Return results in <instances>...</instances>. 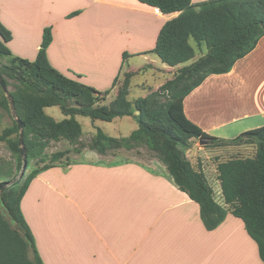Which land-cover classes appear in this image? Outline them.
I'll use <instances>...</instances> for the list:
<instances>
[{"label":"crops","instance_id":"1","mask_svg":"<svg viewBox=\"0 0 264 264\" xmlns=\"http://www.w3.org/2000/svg\"><path fill=\"white\" fill-rule=\"evenodd\" d=\"M178 14L156 12L139 0H0V20L12 33L8 46L14 55L34 60L50 27L52 66L99 91L109 90L112 100L116 79L154 67L150 51L163 25ZM135 57L144 64L128 63L125 69ZM159 67L173 72L180 66ZM184 112L221 139L264 126V36L229 72L209 75L186 96ZM213 149L243 157L256 152L254 144ZM21 208L44 264H264L243 220L228 213L208 230L200 205L157 157L143 163L83 150L68 164L40 172Z\"/></svg>","mask_w":264,"mask_h":264},{"label":"trees","instance_id":"2","mask_svg":"<svg viewBox=\"0 0 264 264\" xmlns=\"http://www.w3.org/2000/svg\"><path fill=\"white\" fill-rule=\"evenodd\" d=\"M158 7L165 14L179 12L161 28L154 53L163 64L178 67L171 79L146 96L129 99L131 81L137 72L124 74L116 97L106 102L110 91H99L56 69L48 60L47 48L52 30L46 28L37 56L28 60L14 55L8 42L11 31L0 20V73L15 101L12 114L0 86V108L6 110L13 125L0 134L16 161L19 175L0 182V264H44L32 230L22 212L21 202L31 181L43 170L69 163V153L84 148L101 155L125 148L146 146L168 169L179 188L200 205L201 218L208 230L217 228L228 213L243 220L249 236L258 245L264 261V126L244 132L234 139L212 137L187 118L184 100L211 74L229 72L250 53L264 36V0H139ZM195 44H194V43ZM127 54H124V58ZM116 79L113 86L118 85ZM9 87H12L10 89ZM58 106L64 118L56 120L46 108ZM113 121L130 116L138 128L126 137H114L98 128L88 143L81 139L82 125L76 116ZM16 119L24 123L23 144L27 167L39 166L20 174V154ZM66 140L72 147L48 155L53 141ZM209 147L254 144L252 157L234 156L219 161L215 179L220 184V203L204 163H194L188 152L195 141Z\"/></svg>","mask_w":264,"mask_h":264},{"label":"rangeland","instance_id":"3","mask_svg":"<svg viewBox=\"0 0 264 264\" xmlns=\"http://www.w3.org/2000/svg\"><path fill=\"white\" fill-rule=\"evenodd\" d=\"M194 43V42H193ZM195 44V43H194ZM200 56V52L197 53V56L195 59H197ZM150 59L154 61L155 65L153 68H150L147 72H142L135 76V78L132 79L131 84L132 91L129 95V99L135 100L140 94H149L151 91L157 90L165 81L168 79H171L174 74L177 72V70L170 72L166 71L165 69H161L160 65H165L162 63V61L155 55H151ZM195 59L190 60L182 65H188L191 64ZM144 61L142 58L135 57L132 60H129L126 65L125 69L128 68V63L136 64V65H142ZM180 65V67L182 66ZM124 79V75L121 77V79L118 82L117 87H119ZM133 82V83H132ZM12 89V87H9ZM112 100V97H108L106 102H110ZM46 113L54 117L56 120H61L64 118V115L61 111V109L58 106H52L46 108ZM76 119L80 122L82 125L83 135L81 137L82 141L84 143H88L90 139L93 137V135L97 132V129L100 128L107 134L114 136V137H126L128 136L132 131L138 128V122L136 119L131 118L129 116L124 117H118L115 118L113 121H103V120H92L89 117L86 116H80L77 115ZM13 125V120L10 114L0 108V134L2 131ZM204 141L202 140H196L192 143V147L188 152V157L194 162L197 163L199 160L205 159V164L208 166V173L211 175L212 180L215 176V167L216 164L219 161L227 160L234 156H242L239 152H231V151H214L212 147H209L207 145L203 144ZM71 144L66 140H60V141H53L51 145L46 150L48 155H51L54 152L57 151H64L67 149L72 150ZM89 148H84L83 150H87ZM82 150V151H83ZM80 153H77L75 151H71L69 153V162L70 160L78 158V155ZM116 156H122L126 160H136L143 163H149L155 155L148 149L146 146H139L137 148L133 149H117L108 152L106 157L108 159H113ZM67 162V159H63V163L65 164ZM39 166L36 162H33L30 169H28L26 172H30L31 169ZM19 175V171L16 168V161L15 157L13 156L8 144L6 141L0 142V182L4 181L5 179H8L9 177ZM215 188H217V184L215 181L212 182ZM220 194L216 192V199H219Z\"/></svg>","mask_w":264,"mask_h":264},{"label":"water","instance_id":"4","mask_svg":"<svg viewBox=\"0 0 264 264\" xmlns=\"http://www.w3.org/2000/svg\"><path fill=\"white\" fill-rule=\"evenodd\" d=\"M0 86H1L2 90L4 91V93L7 96V99L9 101V104H10V107H11L12 114L15 115V101H14L13 96L9 93L8 86H7L3 76L1 75V73H0ZM16 122H17L18 129L20 130V135H19L20 154H21V157L23 159V167H22V170H21L20 174L22 175V174L25 173L26 167H27L26 150H25V146L23 144L24 143L23 142L24 123L21 122V120H19V119H16Z\"/></svg>","mask_w":264,"mask_h":264},{"label":"built area","instance_id":"5","mask_svg":"<svg viewBox=\"0 0 264 264\" xmlns=\"http://www.w3.org/2000/svg\"><path fill=\"white\" fill-rule=\"evenodd\" d=\"M156 12H160V9L158 7H155Z\"/></svg>","mask_w":264,"mask_h":264}]
</instances>
